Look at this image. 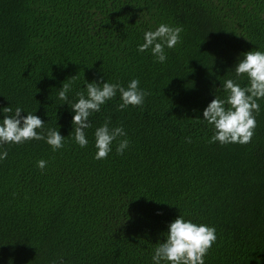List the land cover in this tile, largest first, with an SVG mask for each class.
<instances>
[{
    "label": "trees",
    "instance_id": "obj_1",
    "mask_svg": "<svg viewBox=\"0 0 264 264\" xmlns=\"http://www.w3.org/2000/svg\"><path fill=\"white\" fill-rule=\"evenodd\" d=\"M161 23L183 27L163 64L137 51ZM257 48L264 0H0V109L13 110L0 119L19 106L66 137L57 151L44 140L4 145L0 264H151L180 214L215 227L205 264H264V100L248 144L210 143L201 120ZM73 77L71 102L85 81L136 78L150 95L121 111L117 93L90 116L81 148L58 98ZM109 118L129 147L96 160L94 131Z\"/></svg>",
    "mask_w": 264,
    "mask_h": 264
},
{
    "label": "clouds",
    "instance_id": "obj_2",
    "mask_svg": "<svg viewBox=\"0 0 264 264\" xmlns=\"http://www.w3.org/2000/svg\"><path fill=\"white\" fill-rule=\"evenodd\" d=\"M182 26H170L161 23L155 30L145 31L143 43L139 44L137 51L140 53L150 51L155 62L165 63L167 55L165 49H173L181 42ZM236 79H226L222 82L226 98L218 95L203 110V119L213 126V135L210 143L219 142L227 144H248L251 142L255 128L256 116L260 112L259 101L264 100V51L255 50L242 53L233 69ZM246 78L247 84L241 86L237 82L240 78ZM75 77L64 82L58 90V98L67 103L72 111V124L74 142L81 148L87 147L89 141L86 130L92 128L90 116L100 112L101 107L119 93L121 103L118 110H125L129 106H142L145 98L150 93L140 86L136 78L130 80L127 86L119 82L113 83L106 80L103 83L84 82L83 90L76 93L75 102L69 101L71 81ZM63 105V104H62ZM11 107L0 109L3 113H12ZM17 106L14 114L4 115L0 119V160L7 158L8 152L4 145L22 144L30 140H44L52 149L57 151L64 146L65 138L59 129L48 128L39 116L27 113ZM71 133V134H72ZM70 134V135H71ZM96 149L94 159H106L113 150L117 155H123L129 147L127 132L122 125L111 126V120L105 119L104 123L94 131ZM45 160H38L37 167L43 170L46 167ZM163 242L157 243L151 256V264H205V256L216 243V229L204 223H195L179 215L168 225L164 233ZM59 264H63L61 260Z\"/></svg>",
    "mask_w": 264,
    "mask_h": 264
}]
</instances>
